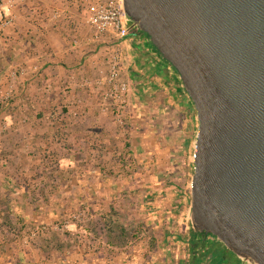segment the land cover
I'll list each match as a JSON object with an SVG mask.
<instances>
[{"label":"crops","instance_id":"crops-1","mask_svg":"<svg viewBox=\"0 0 264 264\" xmlns=\"http://www.w3.org/2000/svg\"><path fill=\"white\" fill-rule=\"evenodd\" d=\"M87 6L33 0L0 27V101L12 91L0 102V264H235L190 229L198 120L179 76L139 35L94 41ZM117 46L127 136L98 95L75 86L96 77ZM82 209L86 224L70 219ZM66 222L65 233L22 238Z\"/></svg>","mask_w":264,"mask_h":264},{"label":"water","instance_id":"water-1","mask_svg":"<svg viewBox=\"0 0 264 264\" xmlns=\"http://www.w3.org/2000/svg\"><path fill=\"white\" fill-rule=\"evenodd\" d=\"M197 113L190 221L264 264V0H123Z\"/></svg>","mask_w":264,"mask_h":264},{"label":"built area","instance_id":"built-area-1","mask_svg":"<svg viewBox=\"0 0 264 264\" xmlns=\"http://www.w3.org/2000/svg\"><path fill=\"white\" fill-rule=\"evenodd\" d=\"M33 0H0V27L7 28L14 23V16L11 9L20 4H25ZM87 3L88 15L86 23L91 29L92 38L96 42H101L107 35H112L119 41L130 38L134 30L132 24L124 14L123 0H85ZM124 56L122 47L117 46L107 61L98 69L97 76L85 79L75 86L83 90H92L99 98V107L103 114L111 115L116 127L123 136L128 134V106H129V86L122 79ZM11 81L17 80L16 74L11 75ZM47 91L52 90V86L46 87ZM11 92L6 99L11 97ZM78 117L77 113L73 114ZM74 222L86 224L88 222V212L81 210L70 218ZM69 231V222L55 225H43L37 228H28L23 233V240L34 242L52 232L65 233ZM187 248L189 242H185ZM184 250H187V249ZM186 255L185 253H183Z\"/></svg>","mask_w":264,"mask_h":264},{"label":"rangeland","instance_id":"rangeland-1","mask_svg":"<svg viewBox=\"0 0 264 264\" xmlns=\"http://www.w3.org/2000/svg\"><path fill=\"white\" fill-rule=\"evenodd\" d=\"M3 98L1 99V101H2V103L1 104H6V103H8L9 102V100H10V98L9 99H6V97H7V94L4 96H2ZM0 101V102H1ZM79 115V114H78ZM79 117V116H78ZM129 130H130V128H128ZM128 135V134H127ZM177 165V164H176ZM181 167H182V164L180 163V164H178L177 165V169H178V172H175L174 173V176H179L180 174H178L180 171H181ZM193 169H194V166H193V153H192V155H191V176L193 175ZM181 176V175H180ZM82 210H86L87 211V209H82ZM81 211V210H80ZM74 214H72L71 216H73ZM71 218V217H70ZM43 226V225H42ZM191 227V226H190ZM191 230H193L192 229V227L190 228Z\"/></svg>","mask_w":264,"mask_h":264},{"label":"flooded vegetation","instance_id":"flooded-vegetation-1","mask_svg":"<svg viewBox=\"0 0 264 264\" xmlns=\"http://www.w3.org/2000/svg\"><path fill=\"white\" fill-rule=\"evenodd\" d=\"M203 239L206 241V243L208 244V247H211L212 245L214 246L215 244H219L221 245L220 243H217L215 242L213 239H211L210 237H203ZM222 246V245H221ZM222 249H223V253H226V254H229L231 256V258L234 260L235 264H240V261L238 262L237 261V258L231 254L228 250H226L223 246H222Z\"/></svg>","mask_w":264,"mask_h":264},{"label":"trees","instance_id":"trees-1","mask_svg":"<svg viewBox=\"0 0 264 264\" xmlns=\"http://www.w3.org/2000/svg\"><path fill=\"white\" fill-rule=\"evenodd\" d=\"M132 34H133V35H139V36L143 37L144 39H148V37H147L145 34H143V33L139 32V31H137L136 29L133 30ZM191 232H192V235H194L195 238H196V237H197V238H200V236H199V235H196V234L194 233L193 230H192Z\"/></svg>","mask_w":264,"mask_h":264}]
</instances>
